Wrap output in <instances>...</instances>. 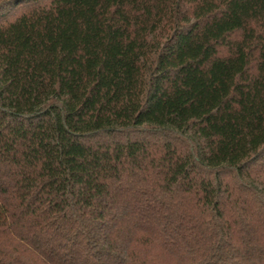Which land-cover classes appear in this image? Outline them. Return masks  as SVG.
<instances>
[{
	"label": "trees",
	"instance_id": "trees-1",
	"mask_svg": "<svg viewBox=\"0 0 264 264\" xmlns=\"http://www.w3.org/2000/svg\"><path fill=\"white\" fill-rule=\"evenodd\" d=\"M0 264H264V0H0Z\"/></svg>",
	"mask_w": 264,
	"mask_h": 264
}]
</instances>
